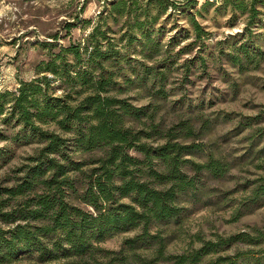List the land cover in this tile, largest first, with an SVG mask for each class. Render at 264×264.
<instances>
[{"label": "trees", "instance_id": "16d2710c", "mask_svg": "<svg viewBox=\"0 0 264 264\" xmlns=\"http://www.w3.org/2000/svg\"><path fill=\"white\" fill-rule=\"evenodd\" d=\"M128 2L109 1L101 17L113 16L116 21L105 30L95 26L82 46L43 43L48 56L35 69L45 74L21 81L14 90L0 91L1 124L18 127L14 139L35 145L15 170L13 181L0 185V264H14L20 256L31 264H202L207 255L240 244L247 249L205 264H264V228L201 239L197 248L179 254L166 251L172 226L182 220V203L219 202L205 198V184L208 178L222 180L229 168L199 141L221 116L207 120L194 115L213 103L212 96L192 100L182 95L172 103L169 97L185 90L194 68L207 73L210 61L226 60L239 71L256 69L264 50L250 41L227 51L225 46L216 49V43L204 44L208 32L190 12L182 37L192 34L194 40L171 54L177 37L163 47L151 30L168 5L176 4L145 0L135 11L132 5L137 1ZM257 2L222 0L232 11L248 13L245 40L251 35L249 26L261 20ZM118 21L123 32L118 33L117 48L105 37ZM72 26L63 28L69 32ZM198 41L202 44L197 54L180 65L184 71L180 86L167 88L174 83L170 77L175 63ZM53 79L59 81V94L53 91ZM143 98L147 101L135 104ZM175 109H183L186 116L167 120ZM263 117L241 118L237 130L253 129ZM253 131L260 137L258 128ZM0 138L7 139L1 130ZM263 199L264 180L236 212L259 206ZM122 233L133 235L125 237L118 250L100 246Z\"/></svg>", "mask_w": 264, "mask_h": 264}, {"label": "rangeland", "instance_id": "374dc122", "mask_svg": "<svg viewBox=\"0 0 264 264\" xmlns=\"http://www.w3.org/2000/svg\"><path fill=\"white\" fill-rule=\"evenodd\" d=\"M109 1L111 0H0V91L14 90L21 81L45 74L38 73L35 69V66L48 56V50L43 43L56 42L57 45H67L73 42L82 46L83 40L95 26L105 30L112 20L116 21L113 16L101 17V14L106 13V4ZM136 1L132 8L139 11V6L145 0ZM170 1L176 6L173 8L168 5L167 12L155 23L151 32L163 47L171 41V37H177L171 54H175L184 44L194 40L192 34L186 38L182 37L184 27L189 26L186 14L190 12L196 14V19L208 32L209 38L204 39V44L216 43V49L225 46L227 51L231 49V45L235 48L240 42L250 41L249 44L264 50V26H258L261 20L264 21V0L257 2V8L260 9L258 17H261V20L249 26V40L244 39L245 28L249 25L248 13L232 11L230 6L223 5L222 0H194L192 3L189 0ZM244 1L250 3L252 0ZM204 2L208 4L202 8ZM68 23L74 24L69 32L63 28ZM119 27L120 21L114 24L105 37L114 41L117 48L121 45L118 44V33L123 32ZM54 35L58 37L57 40L52 38ZM201 44L198 41L191 52L183 54L177 60L176 70L170 77V81L174 83L167 88L180 86L184 72L180 65L185 58L196 55ZM130 53L131 57L136 56L133 49ZM210 62L207 73H201L194 68L185 90L178 89L176 95L169 97V103L177 101L182 95H187L192 100L202 95L205 100L209 99V95L212 96L213 103L194 115H200L207 120L219 113L221 116L199 141L208 145L215 157L226 160L229 168L222 180L208 178L205 184V198L220 200L219 202L208 205L182 203V206H185L182 220L177 227L172 226L173 233L169 236L166 247V251L172 254L197 248L202 242L201 239L215 240L218 236L227 237L242 231L252 233V228H264V201L252 209L236 212L237 208H242L251 199L252 190L264 180V152L257 155L258 151L264 149V117L260 123L253 126V129L260 130V137L259 132L252 135L254 131L251 127L237 130V122L241 118L264 114V60L256 69L250 67L245 71H239L238 67L232 66L226 60L220 63L213 60ZM58 84V80H52L51 85L56 94L62 92ZM146 101L147 98H143L135 104ZM183 112V109L171 110L166 116L167 120L177 119L179 115L186 116ZM224 114H230L232 118L221 121ZM0 130L7 136V139L0 138V148L4 150V155L0 157V185L5 186L13 181L17 175L15 170L25 163V157L33 152L35 145L27 143L26 139H14L18 127L12 128L11 125L0 122ZM257 138L259 140L252 146ZM132 235L133 233H122L109 237L101 242L100 246L118 250L124 238ZM244 249L247 247L240 244L221 250L215 255H207L202 264L218 256L232 255L235 250ZM14 264L31 263L20 256ZM154 264L174 263L156 261Z\"/></svg>", "mask_w": 264, "mask_h": 264}, {"label": "clouds", "instance_id": "9594fccd", "mask_svg": "<svg viewBox=\"0 0 264 264\" xmlns=\"http://www.w3.org/2000/svg\"><path fill=\"white\" fill-rule=\"evenodd\" d=\"M0 14H2V13H0Z\"/></svg>", "mask_w": 264, "mask_h": 264}]
</instances>
